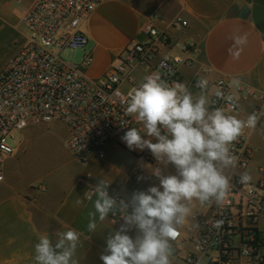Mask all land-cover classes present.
<instances>
[{
	"label": "crops",
	"instance_id": "0c3cea01",
	"mask_svg": "<svg viewBox=\"0 0 264 264\" xmlns=\"http://www.w3.org/2000/svg\"><path fill=\"white\" fill-rule=\"evenodd\" d=\"M34 1L0 0V19L3 16L9 20L6 24L16 42L5 62L25 41L20 21ZM154 13L160 16L156 26L167 31L170 42L191 41L197 45L193 66L180 69L183 85L194 95L203 91L210 98L216 77H225L231 86L238 80L254 96L241 95L235 115L246 119L254 109L264 115V100L259 98L264 96V0H102L81 27L87 44L77 51L80 57L84 53L91 57L83 73L94 79L107 72L119 52L141 37L142 23ZM176 17L186 21L184 28H172ZM241 37L244 42L238 43ZM203 68L210 72L206 77L209 84L203 90L194 89L191 78ZM68 134V128L57 121L31 124L14 134V152L3 163L0 182V264H35L34 245L39 237L49 235L55 243V233L70 228L81 234L79 264H103L100 257L106 254V240L124 221L97 219V228L90 233L88 212L94 210L96 197L90 193L88 199L89 191L103 178L110 183V196L127 201L133 192L159 184L151 170L163 165L153 154L149 162L141 157V150H130L121 139L124 134L105 145L103 158L91 156L87 163L79 162L67 150ZM247 144L253 151L252 162L264 165L256 155L264 146L260 128L248 132ZM134 169L142 174L138 182L130 179ZM164 174H175L174 166L168 165ZM78 198L83 199L82 205L75 203ZM191 207L190 216L178 228L182 235L192 225V216L205 210L198 202ZM128 234L135 238L136 230Z\"/></svg>",
	"mask_w": 264,
	"mask_h": 264
},
{
	"label": "built area",
	"instance_id": "2783aa9c",
	"mask_svg": "<svg viewBox=\"0 0 264 264\" xmlns=\"http://www.w3.org/2000/svg\"><path fill=\"white\" fill-rule=\"evenodd\" d=\"M101 1L35 0L23 15L20 23L25 41L0 68V182L3 163L14 152V133L31 124L57 121L69 130L65 146L75 159L87 163L91 156L103 158L108 142L142 125L126 111L128 93L153 73L170 85L182 84L180 69L193 66L197 45L170 42L167 31L156 26L160 16L154 13L142 23L141 37L119 52L107 72L98 78L87 77L83 69L91 63L88 53L79 63L69 62L61 54L86 46L87 36L81 27ZM186 24L180 17L171 22L176 30ZM209 74L207 68L194 74L191 87L201 89L199 81H207ZM211 86L213 106L231 115L238 112L241 95L254 96L250 88L231 86L223 76L216 77ZM218 90L233 101L217 98ZM259 98L264 100V96ZM253 112L259 116L255 128H260L264 139V115L256 109L250 114ZM250 130L246 128L230 145L237 163L226 174L230 189L224 202L201 205L204 212L192 216L193 223L185 233L178 229L171 264H264V165L252 162L253 151L247 144ZM141 157L153 160L148 149ZM244 172L252 176L248 184L239 181ZM141 177L138 169L130 174L133 182ZM40 190L45 188L40 186ZM108 218L113 222L122 219L112 214Z\"/></svg>",
	"mask_w": 264,
	"mask_h": 264
},
{
	"label": "clouds",
	"instance_id": "9594fccd",
	"mask_svg": "<svg viewBox=\"0 0 264 264\" xmlns=\"http://www.w3.org/2000/svg\"><path fill=\"white\" fill-rule=\"evenodd\" d=\"M237 42L243 43L244 38ZM197 86L203 90L207 81L201 80ZM215 96L233 101L219 90ZM214 103L203 91L194 95L186 85H170L155 73L145 76L128 93L126 111L143 127L129 128L121 139L130 150H150L163 166L151 170L158 185L133 192L127 201L110 196V183L103 178L89 191L96 197L94 210L88 212L90 233L95 232L97 219L103 222L109 214L124 221L106 240V254L100 257L103 264H171L172 242L190 216L193 202H224L230 189L226 170L237 163L230 145L246 128L255 129L259 116L253 112L240 119ZM168 165L174 166L175 174H164ZM251 180L247 172L239 176L242 184ZM75 203L84 201L78 198ZM132 229L135 238L128 234ZM80 235L71 228L58 231L55 243L49 235H41L34 245L35 264H79Z\"/></svg>",
	"mask_w": 264,
	"mask_h": 264
},
{
	"label": "rangeland",
	"instance_id": "374dc122",
	"mask_svg": "<svg viewBox=\"0 0 264 264\" xmlns=\"http://www.w3.org/2000/svg\"><path fill=\"white\" fill-rule=\"evenodd\" d=\"M6 21L9 20L2 16V18L0 19V25L4 26V29L0 28V68L4 65L7 56L13 51L14 46L16 45L13 33H11V30H9V26H7ZM16 29L21 31V27L19 26ZM61 56L65 60L73 63H79L81 58L83 57V55L80 57V52L77 50H66L62 52ZM257 142L259 143V139H257ZM256 155L258 161L264 162V146L261 147L259 153H257Z\"/></svg>",
	"mask_w": 264,
	"mask_h": 264
}]
</instances>
